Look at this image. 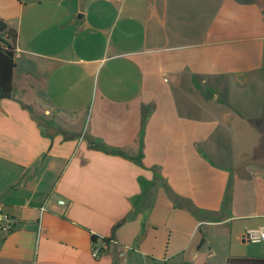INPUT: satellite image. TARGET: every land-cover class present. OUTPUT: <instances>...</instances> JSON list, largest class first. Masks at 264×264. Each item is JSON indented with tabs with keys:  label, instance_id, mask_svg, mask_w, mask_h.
<instances>
[{
	"label": "crops",
	"instance_id": "0c3cea01",
	"mask_svg": "<svg viewBox=\"0 0 264 264\" xmlns=\"http://www.w3.org/2000/svg\"><path fill=\"white\" fill-rule=\"evenodd\" d=\"M0 21V264L264 257L210 246L264 227V0H0Z\"/></svg>",
	"mask_w": 264,
	"mask_h": 264
},
{
	"label": "trees",
	"instance_id": "16d2710c",
	"mask_svg": "<svg viewBox=\"0 0 264 264\" xmlns=\"http://www.w3.org/2000/svg\"><path fill=\"white\" fill-rule=\"evenodd\" d=\"M17 39L18 33L16 29L10 28L3 21H0V100L12 97L14 71L16 68ZM90 147L108 154L123 155L120 151L108 149L100 142H91ZM134 160L137 159L134 158ZM96 240V237H93V242H96ZM228 264H264V257H231L228 259Z\"/></svg>",
	"mask_w": 264,
	"mask_h": 264
},
{
	"label": "rangeland",
	"instance_id": "374dc122",
	"mask_svg": "<svg viewBox=\"0 0 264 264\" xmlns=\"http://www.w3.org/2000/svg\"><path fill=\"white\" fill-rule=\"evenodd\" d=\"M116 1V0H115ZM205 229V228H204ZM203 229V230H204ZM210 246L215 247L218 253H224L227 251H230L231 254H237L240 256H261L257 255L260 252H264V244H254V243H242V238L241 237H233L231 239L230 244L226 240L220 241H214L213 239L210 241ZM210 264H221L216 258H213L210 260ZM150 264H153V262H150ZM160 264V263H157ZM170 264H176L173 262H170Z\"/></svg>",
	"mask_w": 264,
	"mask_h": 264
},
{
	"label": "built area",
	"instance_id": "2783aa9c",
	"mask_svg": "<svg viewBox=\"0 0 264 264\" xmlns=\"http://www.w3.org/2000/svg\"><path fill=\"white\" fill-rule=\"evenodd\" d=\"M58 203L62 205L64 201L60 200L58 201ZM11 229H12V225L9 219L4 217L0 213V230L4 232H10ZM244 239L249 243H254V244L263 243L264 244V227L247 229L244 233ZM91 254H92V257L94 258H99L101 256V252L99 249H93Z\"/></svg>",
	"mask_w": 264,
	"mask_h": 264
}]
</instances>
